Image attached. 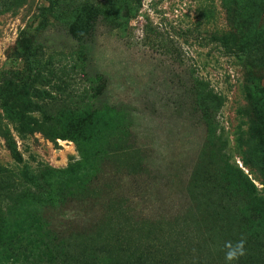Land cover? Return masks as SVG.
<instances>
[{
    "label": "rangeland",
    "instance_id": "1",
    "mask_svg": "<svg viewBox=\"0 0 264 264\" xmlns=\"http://www.w3.org/2000/svg\"><path fill=\"white\" fill-rule=\"evenodd\" d=\"M73 2L0 0V264L264 255V0Z\"/></svg>",
    "mask_w": 264,
    "mask_h": 264
},
{
    "label": "trees",
    "instance_id": "2",
    "mask_svg": "<svg viewBox=\"0 0 264 264\" xmlns=\"http://www.w3.org/2000/svg\"><path fill=\"white\" fill-rule=\"evenodd\" d=\"M49 3H50V8L49 9H46V11L48 12H54L55 14H61V11H63V9L68 6L70 9V12L72 15L73 12H74V9H73V1L74 0H71L70 2H68V0H59L57 5L52 1V0H47ZM29 54H33V52L29 49L26 50V58H27V68L30 69V56ZM32 66V64H31ZM36 93H40L39 91H37ZM9 94H10V97H15L17 94H18V90L17 89H10L9 90ZM64 107L68 108V109H65V110H69L70 109V106H72V102L71 103H68V104H63ZM51 107L53 108H56L58 107V103L54 102ZM44 111H46L47 108H43ZM63 112V111H62ZM48 115H52V114H48ZM53 122V121H52ZM54 123V122H53ZM55 124V123H54ZM53 128V127H52ZM67 172H64L62 174H66ZM244 264H259V263H263L264 262V255H261L259 256L257 259H254L253 257H251L250 255H246L244 256Z\"/></svg>",
    "mask_w": 264,
    "mask_h": 264
},
{
    "label": "clouds",
    "instance_id": "3",
    "mask_svg": "<svg viewBox=\"0 0 264 264\" xmlns=\"http://www.w3.org/2000/svg\"><path fill=\"white\" fill-rule=\"evenodd\" d=\"M246 241L244 239H240L235 244L227 245V252L225 253V259L228 264H234V262H238L240 257L246 254L245 248Z\"/></svg>",
    "mask_w": 264,
    "mask_h": 264
}]
</instances>
